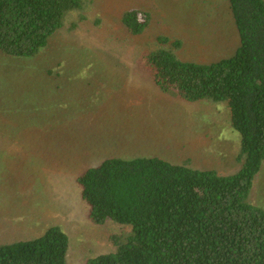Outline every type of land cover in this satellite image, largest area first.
<instances>
[{
	"label": "rangeland",
	"instance_id": "1",
	"mask_svg": "<svg viewBox=\"0 0 264 264\" xmlns=\"http://www.w3.org/2000/svg\"><path fill=\"white\" fill-rule=\"evenodd\" d=\"M33 58L0 51V245L69 236V264L116 251L128 225H94L78 177L109 158H161L232 175L241 136L225 104H189L164 92L141 65L158 38L181 41L180 60L213 64L236 54L239 34L227 0H82ZM150 16L132 36L124 15ZM251 202L264 208V166Z\"/></svg>",
	"mask_w": 264,
	"mask_h": 264
},
{
	"label": "trees",
	"instance_id": "2",
	"mask_svg": "<svg viewBox=\"0 0 264 264\" xmlns=\"http://www.w3.org/2000/svg\"><path fill=\"white\" fill-rule=\"evenodd\" d=\"M239 34L236 54L213 64L180 60L181 41L158 38L141 65L156 86L186 103L225 104L241 136L242 168L223 175L161 158H109L78 177L81 198L97 226L128 225L116 251L87 264H264V208L251 202L264 166V0H227ZM82 0H0V51L33 58L63 29ZM150 16L129 11L123 25L142 35ZM69 236L60 226L41 237L0 245V264H69Z\"/></svg>",
	"mask_w": 264,
	"mask_h": 264
}]
</instances>
